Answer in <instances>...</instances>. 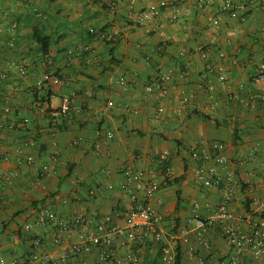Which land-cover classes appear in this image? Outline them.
<instances>
[{"label":"crops","instance_id":"0c3cea01","mask_svg":"<svg viewBox=\"0 0 264 264\" xmlns=\"http://www.w3.org/2000/svg\"><path fill=\"white\" fill-rule=\"evenodd\" d=\"M162 1L0 0V258L30 264L38 239L49 243L64 232L71 246L92 245L77 253L74 262L103 264L101 255L110 247L93 245L81 235L108 237L109 230L97 229L108 214L112 225L126 229L133 193L156 209L158 226L176 247L187 220L208 217L222 198L218 188H206L196 178L198 161L191 152L197 140L205 142L208 152L223 143L231 167L242 178L263 168L264 102L245 105L230 96L241 88L256 89L257 64L264 63V1L232 0L244 6L240 14L245 19L234 24L223 20L210 59L201 48L226 0H164L168 5L153 15L152 8ZM145 13L148 19L142 23ZM175 14L179 19L173 21ZM12 24L17 26L13 32ZM221 62L228 68L227 84L215 81V89L204 93L208 66ZM50 73L61 83L40 87ZM162 79H167V94L147 92L151 82ZM187 95L190 103L184 104ZM65 97H71V110L63 114ZM109 101L115 106L109 107ZM44 105L46 112L41 111ZM14 118L27 122L12 128ZM25 144L19 156L16 150ZM166 150L171 155L162 163ZM28 156L35 159L32 167ZM128 169L143 171L146 184L167 185L154 198L136 186L124 190ZM86 174L90 177L78 184V176ZM263 196L264 186L252 193L240 189L233 208L246 215L249 202L259 212L253 199ZM41 207L53 209L67 227L82 214L94 228L65 232L58 222L26 230L33 210ZM123 241L115 237L112 249L127 260L130 252ZM214 244L215 256L220 255L214 258L223 262L229 246L219 235ZM131 252L139 254V264H163L161 244L152 234L141 232ZM178 260L192 264L183 250ZM246 261L253 262L249 257Z\"/></svg>","mask_w":264,"mask_h":264},{"label":"built area","instance_id":"2783aa9c","mask_svg":"<svg viewBox=\"0 0 264 264\" xmlns=\"http://www.w3.org/2000/svg\"><path fill=\"white\" fill-rule=\"evenodd\" d=\"M264 1V0H263ZM166 1H162L159 7H153L151 13L158 15L160 8L166 7ZM200 6H203L200 2ZM244 9L242 4L235 3L232 0H226L220 9L218 16L213 18L214 30L207 35L206 46L201 48V53L206 59L212 58L214 48L220 39V29L225 19L228 24H234L237 20H244L245 17L240 14ZM193 11V6L189 7ZM147 13L141 18L148 19ZM179 19L178 14L172 17L173 21ZM258 16H253V21H258ZM139 25V24H138ZM16 24L10 26V31L16 30ZM6 43L10 46L14 45L13 39L8 38ZM186 52L185 50H183ZM221 60L225 59L224 52L219 53ZM234 64H238V58L233 60ZM27 70L22 69V74H26ZM208 80L202 86L204 93H210L215 89V81L218 84L225 85L229 80L228 68L224 63L210 64L207 68ZM168 79V78H167ZM167 79L151 82L146 90L148 93L155 91L167 94L168 90L165 85ZM48 82L60 84L61 80L53 73L46 74L43 81L39 83L40 87H44ZM126 88L128 84L122 80ZM255 90H247L241 88L237 93L230 96V99L235 102H241L249 105L251 102H264V63L257 64L256 74L254 76ZM101 95L105 96L106 92L101 91ZM191 96L187 95L182 98L184 104L190 103ZM109 107L115 106L113 101L108 102ZM47 105L41 106V111L46 112ZM71 110V97H65L61 106V113L66 114ZM164 107L159 108V113L165 112ZM133 114H138V110H132ZM27 121L19 118H14L12 128H21ZM114 137L113 133L107 135L108 139ZM25 145L17 148L16 152L19 156L24 153ZM225 145L216 143L213 145L211 152L205 150V142L197 140L192 149V157L198 161L196 170L197 180L206 188L215 187L222 192V198L215 210L208 217L194 216L187 220L186 228L179 234V243L176 247L169 243L164 231L158 226V215L146 200L139 197L138 193L131 194V203L128 206L127 228L122 229L112 225V215L108 214L101 218L97 225L100 232L108 231L110 235L105 239L100 237H91L89 233L81 235V238L86 241L91 240L93 245H105L110 247L105 249L101 255L103 264H139L140 257L136 252H131V243L137 242L139 234H152L161 244V259L163 264H178V252L183 250L185 255L192 261V264H264V196L254 198V203L261 206L259 212L254 210L247 211V214H239L233 207L236 203L237 191L242 189L246 193H252L258 188L264 186V166L259 170H251L245 178L239 176L231 167L230 159L225 155ZM170 150H166L161 154L162 163L169 159ZM27 163L32 167L35 164V159L32 156L27 157ZM44 175L48 174V167L42 169ZM126 182L123 185L124 190H129L137 187L139 190H144L147 196L154 198L160 194L165 186H159L155 183L146 184L144 182L145 173L141 170H130L126 172ZM90 174L78 176L77 183L81 184ZM104 183L111 186L110 179L105 178ZM2 190L0 189V203L3 202ZM33 221L26 224L25 229L30 231L32 228H43L49 224L58 223L56 212L48 207H41L33 210ZM65 232H81L84 228L86 232L94 228L92 222L87 220L82 214L78 215L71 226H66L59 222ZM221 236L229 246V255L223 257V262L215 260L214 257H220L215 249L214 237ZM124 238L123 246L130 252L127 260H123L115 250L112 249V244L115 237ZM92 245L82 244L71 246L66 242L64 232L57 234L49 243H43L38 239L35 243V250L31 256L30 264H79L73 261L74 256L81 251H89ZM206 252L207 255H204ZM224 256V255H223ZM253 260L248 263L246 258ZM0 264H26L18 260H7L0 258Z\"/></svg>","mask_w":264,"mask_h":264},{"label":"trees","instance_id":"16d2710c","mask_svg":"<svg viewBox=\"0 0 264 264\" xmlns=\"http://www.w3.org/2000/svg\"><path fill=\"white\" fill-rule=\"evenodd\" d=\"M47 98H48L47 95H44V96L42 97V99H41V102H43V103L46 102V99H47ZM169 183L171 184L172 181H169ZM247 210H248V211L251 210L249 202H248V204H247ZM178 264H179V260H178Z\"/></svg>","mask_w":264,"mask_h":264}]
</instances>
